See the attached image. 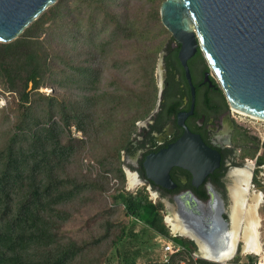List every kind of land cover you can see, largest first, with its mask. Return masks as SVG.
<instances>
[{"label":"trees","instance_id":"1","mask_svg":"<svg viewBox=\"0 0 264 264\" xmlns=\"http://www.w3.org/2000/svg\"><path fill=\"white\" fill-rule=\"evenodd\" d=\"M163 1L132 13L130 0H58L19 38L0 42V86L16 94L0 113V264H216L194 259L195 243L171 234L165 205L147 186L126 188L123 151L158 94ZM72 127L85 139L72 137ZM238 135L253 145L245 156L264 168V142L243 127ZM87 147L103 169L97 178L82 173ZM104 193L116 205L103 206V231L79 238L66 230L81 204ZM162 238L188 255L164 263Z\"/></svg>","mask_w":264,"mask_h":264},{"label":"water","instance_id":"2","mask_svg":"<svg viewBox=\"0 0 264 264\" xmlns=\"http://www.w3.org/2000/svg\"><path fill=\"white\" fill-rule=\"evenodd\" d=\"M57 1L0 0V42L19 38ZM160 18L171 37L157 59L156 111L165 88L164 58L172 51V45L178 43L179 59L189 81L188 60L200 50L216 74L230 107L264 119V0H164ZM219 166L220 154L188 129L178 141L144 161L147 179L164 188L172 187L173 167L188 170L193 177L192 185L198 187ZM208 189V203L191 190L178 196L176 200L182 207L175 219L189 233L198 253L201 247L206 249L207 255L196 253L199 258L221 262L236 255L241 240L227 256L234 237L232 222L224 217V203L213 186ZM170 231L177 236L172 227Z\"/></svg>","mask_w":264,"mask_h":264},{"label":"flooded vegetation","instance_id":"3","mask_svg":"<svg viewBox=\"0 0 264 264\" xmlns=\"http://www.w3.org/2000/svg\"><path fill=\"white\" fill-rule=\"evenodd\" d=\"M179 51L180 44L175 43L172 45V51L165 55L168 56L166 62L164 58L165 88L159 109L155 110L157 94L152 112L137 122L129 151H123L124 168L137 176L139 184L147 186L151 196L154 195L158 201L164 203L165 208L170 210L171 217H179L182 204L176 200L178 196L191 190L201 201L208 203V187L212 185L224 203V217L231 220L234 204L231 193L234 182L231 173L236 170L250 172L248 197L251 201L250 197L260 196L259 192L264 191V168H260L257 159L245 156L246 149L253 145L246 143L242 140V135H238L243 125L233 115L227 96L204 54L200 55L198 50L188 60L191 77L189 81L179 59ZM186 129L199 135L208 147L220 154V166L198 187L192 185L191 173L181 167H173L170 171L171 188L154 184L146 177L144 161L149 155L178 141ZM259 169L261 170L258 171ZM258 179L259 184L256 182ZM183 238L192 240L187 234L183 235Z\"/></svg>","mask_w":264,"mask_h":264},{"label":"rangeland","instance_id":"4","mask_svg":"<svg viewBox=\"0 0 264 264\" xmlns=\"http://www.w3.org/2000/svg\"><path fill=\"white\" fill-rule=\"evenodd\" d=\"M145 1L146 0H130L129 5H128L129 6V10L132 13H134L139 8H141L142 6H144V8L146 9L149 6V4H147ZM170 37H171V35H170L169 32H167V33H165L163 35V38L166 41ZM147 44H150V43H147ZM156 44H157V42H156ZM131 52H132V50H131L130 47L129 48L128 47L122 48L120 50V53L123 55V57L126 56V55H128ZM48 89H49V91H47V92L50 93L52 90H51V88H48ZM15 97L16 96L13 95L11 99H8V106L15 103V100H16ZM239 122L242 125L244 124V123H242V121H239ZM242 127L244 129H246L249 132L250 135L259 138L260 139V142L262 143V138H264V132L263 131H262V134L260 135L257 132V130H255L253 128H248V127H246V125H243ZM83 137H84V135H83ZM84 139H85V137H84ZM260 152L258 153V155L260 154ZM80 163H81L80 165H81V168H82V173L84 175H87V176H90V177H93V178H97V177H99V175L103 174L102 167L97 163L96 160L92 159L89 156L88 147L80 155ZM92 163H94L95 165H92ZM98 170H101L102 173L101 172L98 173ZM126 172H127L126 173L127 174V187L126 188L128 190L134 191V192L137 191V190H139V189H141L143 186L141 185V183L139 184L140 181L138 180L137 176L135 174L129 173L128 170H126ZM131 176H135L137 178L136 182L133 185H130V178H131ZM109 183L110 182L108 180V185H109ZM254 196L255 195H253L250 198H253ZM151 198L154 199L155 201H158L154 195H152ZM106 203L108 205H110V206H115L116 205L112 201V198H110V196L108 194H106V193L102 194L101 196H98L97 197V201L92 202V204H89L88 203V204L83 205V206L81 204V206H79L78 210L73 214V218H72L71 223L66 226V230L70 228V230H73V232L76 235H78L79 238H90V237L98 234L99 232L103 231V228L101 227L102 226L101 225L102 218L100 216V212H101V210L103 209V206ZM250 203H253V202L251 201ZM257 211H258V217H259V220H260L259 232L261 234V231H262L261 226L264 223V204H259ZM164 212H165V216L166 215L168 217L171 216V213H170V210L169 209H166L165 208V211ZM95 214H99L100 218H98V219H91L89 221V223H87V221L89 220V218L92 217ZM121 219H125V217L122 216ZM72 228H74V229H72ZM171 234H172V232H171ZM175 234L177 236H180L179 233H175ZM240 240H241V242L239 244V251L241 252V261H243L242 256L245 253V249L242 248V246H243L242 244L244 243V241L242 240V238ZM244 245H245V243H244ZM194 253H198L197 249H196V251Z\"/></svg>","mask_w":264,"mask_h":264},{"label":"bare ground","instance_id":"5","mask_svg":"<svg viewBox=\"0 0 264 264\" xmlns=\"http://www.w3.org/2000/svg\"><path fill=\"white\" fill-rule=\"evenodd\" d=\"M235 112H238L245 116H250L254 119H260L256 116L250 115L243 111H239L234 109ZM129 174V173H128ZM231 178L234 184L231 186V193L233 196V207L231 213V222L234 231V237L232 240L231 251L227 254L229 256L232 254L236 248L239 238L244 241V249L245 251L250 250H259L260 248V220L258 217V206L260 203V196L255 195L251 198L253 203H250L248 197V188L250 185V172L247 170H236L231 173ZM137 178L135 176H131L130 185H133L136 182ZM168 217V216H167ZM167 222L172 227L173 232L180 233L184 235H189V233L184 229L181 222L177 223L175 221V217H168ZM240 236V237H239ZM239 237V238H238ZM200 255H207L206 249L200 248Z\"/></svg>","mask_w":264,"mask_h":264},{"label":"built area","instance_id":"6","mask_svg":"<svg viewBox=\"0 0 264 264\" xmlns=\"http://www.w3.org/2000/svg\"><path fill=\"white\" fill-rule=\"evenodd\" d=\"M41 91L47 92L49 91L48 88H42ZM16 96L13 92H6L0 87V113L3 108H6L8 106V99H11L12 96ZM232 109V108H231ZM233 115L236 117L238 121H242L244 123L243 125H246L248 128H253L257 130V132L261 135L262 131L264 132V120L260 119H254L250 116L242 115L238 112H235L234 109H232ZM71 134L74 138H80L83 139V133L81 131H78L75 127L71 128ZM264 142V138H262V143ZM92 165H95L92 163ZM101 172V170H98V173ZM102 173V172H101ZM110 180V185L112 188H116L119 186V180L117 178H114L110 173L106 174ZM260 195V204H264V191L259 192ZM261 234H260V248L259 250H250L245 251L243 256L248 257L245 262H239L235 261V257L237 255H234L232 258L225 259L220 262V264H264V223L261 226ZM175 236V235H173ZM244 249V248H243ZM189 251L186 248V246L175 242L172 239L162 238V259L164 263H169L171 258L174 255L183 254L187 256ZM194 259H197V254L192 253ZM181 264H185V261H182Z\"/></svg>","mask_w":264,"mask_h":264},{"label":"crops","instance_id":"7","mask_svg":"<svg viewBox=\"0 0 264 264\" xmlns=\"http://www.w3.org/2000/svg\"><path fill=\"white\" fill-rule=\"evenodd\" d=\"M170 217H171V216H170ZM169 225H170V224H169ZM234 255H235V254L230 255L229 258H232ZM236 256H237V255H236ZM242 258H243V261H241V262H245V261L247 260L248 257L242 256ZM205 260H208L209 262L214 263V261H212V260H209V259H205ZM219 263H220V262H216V264H219Z\"/></svg>","mask_w":264,"mask_h":264}]
</instances>
